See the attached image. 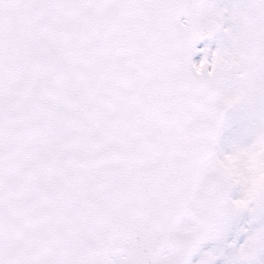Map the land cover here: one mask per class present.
Wrapping results in <instances>:
<instances>
[{
    "label": "snow or ice",
    "instance_id": "6c2138e0",
    "mask_svg": "<svg viewBox=\"0 0 264 264\" xmlns=\"http://www.w3.org/2000/svg\"><path fill=\"white\" fill-rule=\"evenodd\" d=\"M219 31L227 45L197 47ZM238 106L253 144L217 167ZM257 146L264 0H0V264H193L245 211L260 227L232 264H260L264 191L228 171Z\"/></svg>",
    "mask_w": 264,
    "mask_h": 264
},
{
    "label": "rangeland",
    "instance_id": "374dc122",
    "mask_svg": "<svg viewBox=\"0 0 264 264\" xmlns=\"http://www.w3.org/2000/svg\"><path fill=\"white\" fill-rule=\"evenodd\" d=\"M237 2V0H217L220 6H230ZM228 25L226 24L225 27ZM227 45L228 37L222 31L212 42L198 44V48L205 46L211 50H215L221 43ZM199 56L196 57L198 61ZM218 67L214 65L213 68ZM199 69H207L205 63L198 66ZM234 87H225L221 95L228 96L234 92ZM256 116L247 106H238L228 109V116L224 122L216 152V158L213 164L217 167H223L221 162L225 161L226 156H232L242 152L246 148H250L254 141V125L256 123ZM228 171H237L243 174V178L247 182L248 188L253 192L264 191V148L257 146V148L248 156H236V158L229 165ZM242 195V185L237 184L231 190L233 199H239ZM182 231L185 232L188 228V223L181 224ZM260 227V223L253 220L252 215L245 211L237 219L233 220L226 233L220 238L217 243L202 248L199 254L193 259V264L200 257L207 253H212L218 259L216 264H232L233 259V242L238 248L244 243L247 235L251 231ZM247 230V231H243ZM260 264H264V252H261L258 257Z\"/></svg>",
    "mask_w": 264,
    "mask_h": 264
},
{
    "label": "water",
    "instance_id": "95a60500",
    "mask_svg": "<svg viewBox=\"0 0 264 264\" xmlns=\"http://www.w3.org/2000/svg\"><path fill=\"white\" fill-rule=\"evenodd\" d=\"M214 2L216 3V0H214ZM219 32H220V31H219ZM219 32L213 34L211 37H205L203 40H201V41H199V42H200V43H203V42H206V41H212V40L214 39V37H215ZM215 70H216V69H213V71H215ZM196 72H197L198 75H200V74H202L204 71H197V69H196ZM226 116H227V110L223 112L222 117H221V119H220V121H219V124H218V126H217V129H216L214 154H213V156L211 157V162H213V160H214V158H215V155H216V148H217V142H218L219 134H220V131H221V128H222V125H223V122H224ZM185 219L188 220V217H187V216L180 217V218H179V223H181V222H182L183 220H185ZM188 221H189V220H188ZM182 235H183V237L188 238V239L192 238L193 233H192L190 227H189V231H188L187 233H182ZM218 240H219V239H216V240H210V241H206V242L200 244L199 248L197 249L196 253H194L193 257H194V256H195V255H196V254H197V253H198L203 247H205V246H207V245H209V244L215 243V242H217ZM193 257H192V258H193ZM118 259H119V257H118Z\"/></svg>",
    "mask_w": 264,
    "mask_h": 264
}]
</instances>
